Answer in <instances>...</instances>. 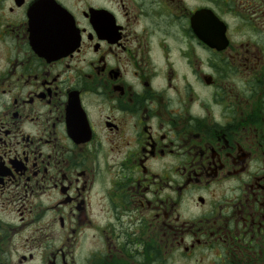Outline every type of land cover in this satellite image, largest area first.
<instances>
[{
	"label": "flooded vegetation",
	"instance_id": "1",
	"mask_svg": "<svg viewBox=\"0 0 264 264\" xmlns=\"http://www.w3.org/2000/svg\"><path fill=\"white\" fill-rule=\"evenodd\" d=\"M0 264H264V0H0Z\"/></svg>",
	"mask_w": 264,
	"mask_h": 264
}]
</instances>
